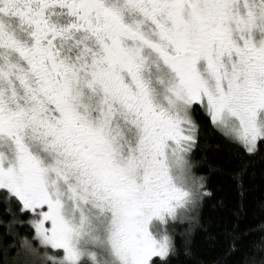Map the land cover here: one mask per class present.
<instances>
[{
    "label": "snow or ice",
    "instance_id": "1",
    "mask_svg": "<svg viewBox=\"0 0 264 264\" xmlns=\"http://www.w3.org/2000/svg\"><path fill=\"white\" fill-rule=\"evenodd\" d=\"M0 264H264V0H0Z\"/></svg>",
    "mask_w": 264,
    "mask_h": 264
},
{
    "label": "trees",
    "instance_id": "2",
    "mask_svg": "<svg viewBox=\"0 0 264 264\" xmlns=\"http://www.w3.org/2000/svg\"><path fill=\"white\" fill-rule=\"evenodd\" d=\"M209 143L215 144V143H217V141L210 136ZM221 147L223 148V145H221ZM222 195H223V192L218 191L217 199H219ZM257 195H258V193H257ZM215 203H216V201H210L209 206H208V211H206V215L211 214V207ZM195 244H196L197 248H202L204 246V237L202 234L197 235L195 237Z\"/></svg>",
    "mask_w": 264,
    "mask_h": 264
}]
</instances>
